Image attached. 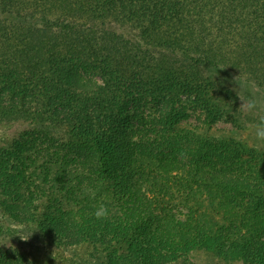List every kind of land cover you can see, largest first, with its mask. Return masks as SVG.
Wrapping results in <instances>:
<instances>
[{"label":"trees","instance_id":"16d2710c","mask_svg":"<svg viewBox=\"0 0 264 264\" xmlns=\"http://www.w3.org/2000/svg\"><path fill=\"white\" fill-rule=\"evenodd\" d=\"M210 68L264 91V0H0V212L107 251L84 264H264V173L232 168L231 147L218 162L202 132L243 120Z\"/></svg>","mask_w":264,"mask_h":264},{"label":"rangeland","instance_id":"374dc122","mask_svg":"<svg viewBox=\"0 0 264 264\" xmlns=\"http://www.w3.org/2000/svg\"><path fill=\"white\" fill-rule=\"evenodd\" d=\"M207 74L220 79L240 97L232 105L236 106L238 114L241 112L243 119H239L237 123L221 119L213 125L204 126L202 132L211 138L214 145L210 153L214 159L215 155L218 157V162H223L226 160L227 148L231 147L233 153L227 163L232 168L239 171L255 168L264 173V91L225 69L210 68ZM183 124L198 126V112L191 111L190 117ZM13 135V127H0V140L10 142L14 139ZM36 140L48 153H54L62 145V140L57 135L54 138L39 135ZM166 148L169 150L167 146ZM10 248L16 251L14 255L21 264H84L86 260H101V256L107 253L100 245L70 250L57 248L39 237L36 225H18L0 212V249L6 252ZM182 258L179 264H244L238 260L224 261L201 251L189 253Z\"/></svg>","mask_w":264,"mask_h":264},{"label":"clouds","instance_id":"9594fccd","mask_svg":"<svg viewBox=\"0 0 264 264\" xmlns=\"http://www.w3.org/2000/svg\"><path fill=\"white\" fill-rule=\"evenodd\" d=\"M86 194H89L90 197H95V192L92 190H87ZM112 210L106 205V203H99L98 206H96L95 211L92 213L94 217L98 220H104L108 219L111 215Z\"/></svg>","mask_w":264,"mask_h":264}]
</instances>
